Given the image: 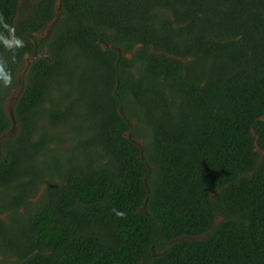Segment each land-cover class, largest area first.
<instances>
[{
	"label": "trees",
	"instance_id": "16d2710c",
	"mask_svg": "<svg viewBox=\"0 0 264 264\" xmlns=\"http://www.w3.org/2000/svg\"><path fill=\"white\" fill-rule=\"evenodd\" d=\"M19 3L0 0L5 126V97L34 50L26 32L55 16L56 0H40L16 26ZM44 42L52 59L31 64L15 105L29 151L0 160V183L21 189L13 213L35 209L1 242L0 264H264V0H62ZM106 44L143 46L128 58ZM51 83L47 136L38 115ZM55 152L77 162L51 167L35 202L39 155ZM218 216L204 238L164 244Z\"/></svg>",
	"mask_w": 264,
	"mask_h": 264
},
{
	"label": "flooded vegetation",
	"instance_id": "af4514ba",
	"mask_svg": "<svg viewBox=\"0 0 264 264\" xmlns=\"http://www.w3.org/2000/svg\"><path fill=\"white\" fill-rule=\"evenodd\" d=\"M39 1L40 0H20L19 7L17 10V14L15 16V25L16 26L22 27V25H24L26 22H29L32 19L33 12H34L36 6L38 5ZM61 11H62V9H61ZM45 28L43 30H29L26 32L28 37L30 38L31 42L33 43L34 50L32 53L26 52L24 54V57L27 55L34 54V53H40L42 55L47 54L48 47H47V44H45L44 40L48 39L50 34L48 37H45L42 35V32L45 30ZM13 34H14V32L12 33V35ZM37 35H40V36H37ZM10 38H11L10 40H12V37H10ZM58 89H60L59 84L51 83L49 86V96H47L45 98V101H44L45 103H42L43 107L40 109L39 115H38V116H41V118L39 119V124H40L39 132L41 134H42V128L44 127V125H48L50 123V119H47L44 115L47 112L44 109L45 105L48 107L52 105V102L49 101V98H51V97L53 98L54 102H58V99H57L59 97ZM5 100H6V97H5ZM5 109H6V107H5ZM7 113H6V115L8 116V124L6 126L4 124H0V137L12 125V120L9 116V112L7 111ZM14 114H15V119L19 124V129L15 133V135L7 136L3 139V141L0 145V153L2 154V156L0 155V160H6L5 151L16 154L17 156L20 155L19 149H22L23 153L25 151L26 152L29 151V143L26 141V139L16 138L19 134L22 136V134H21L22 127H21L20 121L16 115L15 108H14ZM0 116L4 119L5 115H0ZM43 121H44V123H43ZM133 124H134V122L131 120L130 121L131 127L133 126ZM58 126H61V125H58ZM36 136L37 135L35 134V137ZM140 140H142V139H140ZM39 158H40V160L43 161V163L41 165H39L40 166L39 168L42 170V172L46 176H44V174H43L44 177L42 178V180L40 179V181L38 182V190L34 194V197L32 199L35 202L40 199V196L42 195L44 188L47 186V180L46 179H48V177H49L51 167H54L56 169V172H58V174H59L60 169L67 168V167H69L72 164H75L77 162L75 159H73V161H69L68 160L69 157H67V155H65V157H63V159L59 161V163H61V166L55 167L53 165H49L51 162H54V160H55L52 156H48V155L41 156V155H39ZM45 159H46V162H45ZM29 167H30V160L28 158L26 161L21 162L17 166V168H18L17 171H19L21 173L20 168L24 172V170L26 168H29ZM57 179L61 183H64L63 180H61L59 177H57ZM20 191H21L20 186H18L17 189L15 188L13 191H9L8 187H6L4 184L0 183V220L2 221V227L0 229V260H2L5 257L4 255L6 253V249L3 247L4 245L1 242H3V241L6 242V235L13 232L14 225L18 226V220H20V222H21V220H25L29 216V214L34 211L33 209H35V208H25L24 204H22V202H21L17 208L18 211L21 213L20 217H19V215L13 213V211H14L13 202L14 201L11 200L10 195H11V193H13V194L20 193ZM27 194H28V192L21 194L20 200H23ZM169 243L170 242L164 243V244L169 245ZM152 252L154 255L165 254L166 249L164 248L162 251H157L154 247H152ZM10 255H12L11 252H10ZM11 259L15 260V258L13 256H11L10 260Z\"/></svg>",
	"mask_w": 264,
	"mask_h": 264
},
{
	"label": "water",
	"instance_id": "95a60500",
	"mask_svg": "<svg viewBox=\"0 0 264 264\" xmlns=\"http://www.w3.org/2000/svg\"><path fill=\"white\" fill-rule=\"evenodd\" d=\"M61 5H62V0H56V5H55V17L48 23V25L46 26L45 30L42 32V35L45 37H48L49 34L52 31V28L54 27V25L59 21L60 19V9H61ZM40 36V35H37ZM142 44H138L133 50L129 51V52H124L122 51V49L119 46H114V45H108L106 44L105 47H113L115 48L120 55H125L126 57L130 58L132 56V54L135 52V50L137 48L142 47ZM45 56L48 57L49 59H51V57L47 56V55H42L40 53H34L31 55H27L24 57V60L22 62V64L20 65V67L17 70L16 73V85L14 88H12L10 94L8 95V97H6L5 100V107L7 109V111L9 112V116L12 120V125L10 126V128L0 137V145L3 141V139L7 136H13L15 135V133L18 131L19 129V124L15 119V114H14V108H15V104L18 100V98L20 97V95L22 94L23 90L26 87V77L27 74L29 72V68L31 66V64L39 59L40 57ZM172 56V55H170ZM121 114L123 115L124 118H126V115L124 114L123 110H120ZM132 123V122H131ZM253 132L254 129L252 128ZM125 136L132 138L131 137V132H125L124 133ZM135 143H137L138 145H142L143 140H138V139H132ZM254 145H255V150L260 152V157H259V163L258 166L261 164L262 160H263V155H264V150L260 149V147L257 144V139H255L254 141ZM0 155L2 156V154L0 153ZM216 194V192H213V194L211 195V197L213 198V195ZM222 219L221 216H218L217 219L215 220V225L213 226V228L210 231H207L203 234L197 235V236H189V235H183L182 237L179 238H175L173 240L170 241V243H173L175 241L178 240H183V239H202L205 236H207L209 233H211L218 222H220V220Z\"/></svg>",
	"mask_w": 264,
	"mask_h": 264
},
{
	"label": "rangeland",
	"instance_id": "374dc122",
	"mask_svg": "<svg viewBox=\"0 0 264 264\" xmlns=\"http://www.w3.org/2000/svg\"><path fill=\"white\" fill-rule=\"evenodd\" d=\"M5 67H7L6 65H4L3 67H2V63L0 62V69H2V72L0 73V77H4V78H8L9 77V67H7L5 70H4V68ZM61 84V83H60ZM62 86H63V84H61ZM64 87H68V85H64ZM47 96H49V94L47 95ZM59 97H60V93H59ZM59 97L57 98V99H59ZM51 99L53 100V98L51 97ZM56 99V100H57ZM49 101L50 102H52L50 99H49ZM54 101V100H53ZM77 111H78V108L76 109ZM45 115V117L47 118V119H49V117H48V115H49V113H45L44 114ZM78 116V114H76L75 116H74V120L76 121V117ZM78 122H80V121H78ZM43 123H44V121H43ZM57 129V128H56ZM129 132V131H128ZM43 135H47L45 132H43L42 133ZM48 136V135H47ZM52 136H54L55 137V135H52ZM60 140H64L63 138L61 139L60 138ZM53 146H55L56 144H52ZM59 152V151H58ZM58 152H55V153H57V154H50V155H48V156H52L55 160H54V162H51L50 163V165H53V166H55V167H59V166H61V163H59V161L60 160H62L63 159V157H65V155H62V153H58ZM51 169V168H50Z\"/></svg>",
	"mask_w": 264,
	"mask_h": 264
},
{
	"label": "clouds",
	"instance_id": "9594fccd",
	"mask_svg": "<svg viewBox=\"0 0 264 264\" xmlns=\"http://www.w3.org/2000/svg\"><path fill=\"white\" fill-rule=\"evenodd\" d=\"M61 9H62V5H61ZM61 9H60V18H61V14H62ZM54 17H55V16H54ZM59 20H60V19H59ZM50 21H51V20H50ZM50 21H49V22H50ZM57 23H58V22H57ZM57 23H56V24H57ZM56 24H55V25H56ZM47 25H48V24H47ZM47 25H46V26H47ZM55 25H54V26H55ZM53 28H54V27H53ZM53 28H52V30H53ZM51 32H52V31H51ZM50 34H51V33H50ZM49 37H50V36H49ZM9 42H11V40H10ZM45 55L49 56L48 54H45ZM42 57H45V56H42ZM49 57H50V56H49ZM40 58H41V57H40ZM47 58H48V57H47ZM51 59H52V58H51ZM11 90H12V89H11ZM8 95H9V94H8ZM8 95H7V96H8ZM7 96H6V97H7ZM49 99H50V98H49ZM15 105H16V104H15ZM42 131L45 132L47 135H51V133H53V132L47 131V130H45V129H43V128H42ZM43 132H42V133H43ZM54 134H55V133H54Z\"/></svg>",
	"mask_w": 264,
	"mask_h": 264
}]
</instances>
